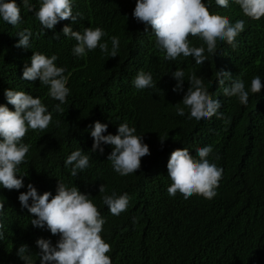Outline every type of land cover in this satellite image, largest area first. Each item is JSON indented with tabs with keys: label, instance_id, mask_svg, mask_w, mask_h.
<instances>
[{
	"label": "trees",
	"instance_id": "16d2710c",
	"mask_svg": "<svg viewBox=\"0 0 264 264\" xmlns=\"http://www.w3.org/2000/svg\"><path fill=\"white\" fill-rule=\"evenodd\" d=\"M30 2L34 8L26 10L18 0L23 17L20 24L13 26L0 19V101H7L5 89L22 90L19 71L31 63L34 51L58 56L56 63L66 68L71 92L60 113L53 110L58 101L48 95V86L42 90L39 85L32 86L39 92L31 94L42 99L53 118L46 129H30L23 138L30 148L19 165V174L34 172L32 182L41 183L40 187L53 195L59 179L91 193L106 221L101 235L111 245L107 255L112 264H264V87L260 93L250 92L244 105L236 97L224 96L217 82V73L224 69L233 79H243L249 90L257 75L264 83V17L253 20L234 2L224 9L210 0L211 12L232 23L243 19L245 29L236 37L237 47L218 43L214 53L205 52L208 60L198 65L192 56L181 55L175 61L163 58L165 53L156 45L151 26L132 15L136 0H74L73 11L81 18L76 22L61 20L55 29L45 31L35 16L39 0ZM65 24L81 31L101 27L107 32L102 39L108 41L109 48L110 37L118 36V56L112 58L99 47L85 57L73 55L76 41L62 33ZM24 28L33 32L32 49L16 46L17 33ZM189 39L206 49L198 37ZM176 68L185 72L183 91H173L176 80L171 73ZM140 70L152 73L154 87L135 88L133 80ZM193 73L213 98L221 100L218 111L223 117L213 115L197 121L187 118V110L185 116L177 114L175 104L191 86L187 79ZM96 120L108 123L111 133L127 121L143 135L150 155L141 158L137 172L121 176L113 170L107 160L111 145H105L102 154L92 153L89 126ZM207 145L213 148L210 162L223 168L217 195L209 200L193 194L185 200L178 191L170 197L167 164L172 151L187 147L195 156L196 149ZM77 148L90 156V167L74 177L65 160ZM101 184L108 194L126 192L128 209L113 215L103 204ZM23 191L27 188L0 187V202L5 204V215L0 217L4 225L0 264H24L17 255L21 244L29 245L34 264H40L36 240L51 238L55 243L59 239L46 227L31 224V214L21 208L18 199Z\"/></svg>",
	"mask_w": 264,
	"mask_h": 264
},
{
	"label": "clouds",
	"instance_id": "9594fccd",
	"mask_svg": "<svg viewBox=\"0 0 264 264\" xmlns=\"http://www.w3.org/2000/svg\"><path fill=\"white\" fill-rule=\"evenodd\" d=\"M20 2L26 10L34 8L30 0ZM232 2L253 20L264 17V0H215L216 5L224 9L229 8ZM39 3L35 16L44 31L55 29L61 20L70 18L76 22L81 18L80 13L73 11L74 0H39ZM209 7L210 0L207 3L206 0H136L132 15L138 22L151 26L155 43L165 53V60L175 61L181 55L192 56L196 64L202 65L208 60L205 52L214 53L218 43L227 42L233 48L237 47L236 37L245 29L243 19L232 23L228 18L211 12ZM0 19L13 26L23 21L18 0H0ZM62 33L76 41L72 53L77 57H85L97 47L112 58L119 54L120 38L111 36L109 48L108 41L102 39L107 36V32L101 27H86L81 31L74 30L71 24H65ZM17 34L20 39L16 46L32 49V30L24 28ZM60 35L57 32L56 38L59 39ZM189 36L202 40L206 49L203 45H193ZM30 59L31 63H26L19 71L24 84L18 86L22 90L5 89L7 101H0V187L9 190L26 187L27 191L20 192L18 199L21 208H26L31 214V224L46 227L53 235L59 236L55 243L51 238L40 237L36 240L40 264H112L111 257L107 255L111 245L101 235L106 221L90 198L91 193L82 192L77 185L70 186L59 179L56 194L53 195L48 188L40 187L41 183L32 182L34 172L19 174V165L25 160L30 148L23 138L30 129L43 131L53 118L42 99L31 94L39 92L32 86L39 85L41 90L48 86V95L58 101L53 110L60 113L64 112L63 105L71 92L67 86L66 68L57 65L56 54L48 56L34 51ZM171 74L176 80L173 91H183L185 72L176 68ZM187 80L191 86L182 101L175 104L177 114L185 116L187 110V118L197 121L209 119L213 115L223 117L224 114L218 111L222 106L221 100L209 94L202 79L193 73ZM217 82L224 96L236 97L244 105L249 102L250 92L260 93L264 87L259 75L252 79L249 90L243 79H233L232 73L224 69L217 73ZM133 84L141 90L155 86L152 73L143 70L135 76ZM108 128L109 124L100 120H96L94 126H89L93 137L92 153L99 151L102 154L104 146L111 145L112 151L107 160L111 162L113 170L121 176L137 172L142 165L141 158L150 155L149 144L144 142L143 135L137 134L136 127L127 121L118 124L117 132H108ZM212 152L211 145L196 149L195 156L190 154L187 147L172 151L167 164L168 176L172 181L167 189L170 197H175L178 191L185 200L193 194L209 200L217 195L223 168L210 162ZM65 166L70 168L72 176H78L82 170L90 167V156L82 148H77L68 154ZM37 187L44 192L40 193ZM99 192L103 193V204L113 215L119 216L128 209L129 196L126 192L122 195L115 191L108 194L104 184L100 185ZM4 215L5 204L0 202V217ZM3 228L0 220V239L4 237ZM17 255L24 264H34L29 245L21 244Z\"/></svg>",
	"mask_w": 264,
	"mask_h": 264
}]
</instances>
